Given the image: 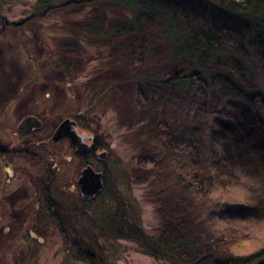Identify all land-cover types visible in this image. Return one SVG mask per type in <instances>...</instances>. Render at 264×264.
I'll use <instances>...</instances> for the list:
<instances>
[{"label":"rangeland","instance_id":"1","mask_svg":"<svg viewBox=\"0 0 264 264\" xmlns=\"http://www.w3.org/2000/svg\"><path fill=\"white\" fill-rule=\"evenodd\" d=\"M73 1L0 0V264H88L71 251L77 232L97 264H189L263 246L264 108L213 76L189 90L141 82L193 68L172 62L164 19L135 30L127 9L64 7ZM165 3L181 25L217 27L237 58L226 62L248 63L243 86L264 99V53L237 19L223 27L210 3ZM26 117L41 123L30 135L18 131ZM66 119L95 139L93 155L52 141ZM87 165L104 180L90 201L78 186ZM48 194L65 226L50 217ZM161 237L189 250L171 258L151 240Z\"/></svg>","mask_w":264,"mask_h":264},{"label":"trees","instance_id":"2","mask_svg":"<svg viewBox=\"0 0 264 264\" xmlns=\"http://www.w3.org/2000/svg\"><path fill=\"white\" fill-rule=\"evenodd\" d=\"M97 0H75L64 5L86 4ZM108 2L116 6L127 9L131 15V21L127 26L136 29L141 21H148L149 18L161 17L166 23L163 40L174 47L172 62L187 61L192 64L193 68L182 70L173 76L161 81L155 80L151 75L139 77L145 84L157 83L164 87L189 90L192 86L202 85L205 82L206 75L213 76L217 79L234 81L242 90L243 95L253 104H259L264 108V99L259 90L249 89L243 86V72L245 67H236L231 69L232 61L226 62L227 59H237L233 56H227L223 49V38L221 31L217 27L204 29L194 24L181 25L180 15L166 6V0H99ZM165 1V2H164ZM207 2L214 5L218 10L217 25L228 24V20L237 19L241 26L244 27L245 35L253 40L252 44L264 53V0H196ZM132 4V5H131ZM227 23V24H226ZM216 25V26H217ZM223 26V25H220ZM223 26V27H225ZM138 31H141L138 28ZM230 57V58H229ZM231 59V60H232ZM225 63H222L224 62ZM229 63V64H227ZM234 66V64H233ZM235 74V77H232ZM234 80H233V79ZM260 106V107H261ZM261 107V108H262ZM0 153H6V150L0 147ZM86 161V160H85ZM194 185L186 184L187 189L191 190ZM202 192L209 195L212 192L213 184L208 181L203 185ZM49 214L61 226H65V221L59 219V212L63 206H58L48 194ZM74 233V232H73ZM75 242L71 245V251L74 252L78 259L88 264H97L94 252L90 249L89 244L80 233H74ZM152 242L161 246L163 252L170 257L176 254L187 252L189 243L180 241L171 243L162 237L151 239ZM182 264V263H178ZM189 264H264V245L256 251L239 256L231 254L222 258H215L213 254L203 255L196 258Z\"/></svg>","mask_w":264,"mask_h":264},{"label":"water","instance_id":"3","mask_svg":"<svg viewBox=\"0 0 264 264\" xmlns=\"http://www.w3.org/2000/svg\"><path fill=\"white\" fill-rule=\"evenodd\" d=\"M41 123L35 117L24 118L18 131L24 135H30L34 129H39ZM62 138L70 140L72 146L76 149V153L84 155L89 150V145L85 142L86 136L79 134L76 123L70 119L64 120L53 135L52 141H57ZM91 139L89 138L88 141ZM105 155H100L104 157ZM78 186L84 201H90L95 198L104 188L103 174L96 172L94 168L87 165L81 172V177L78 180Z\"/></svg>","mask_w":264,"mask_h":264},{"label":"flooded vegetation","instance_id":"4","mask_svg":"<svg viewBox=\"0 0 264 264\" xmlns=\"http://www.w3.org/2000/svg\"><path fill=\"white\" fill-rule=\"evenodd\" d=\"M80 134V133H79ZM46 144H48L49 146L51 145V142H49V140L47 142H45L44 144H42L43 146H46ZM95 145H96V141L95 139H93V141L89 144V150L86 154V157H89L91 155H93V153L95 152Z\"/></svg>","mask_w":264,"mask_h":264}]
</instances>
